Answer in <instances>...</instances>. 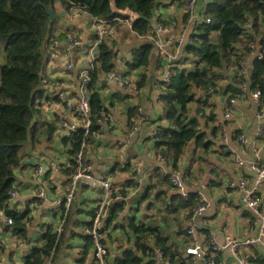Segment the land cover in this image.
Wrapping results in <instances>:
<instances>
[{
	"label": "trees",
	"instance_id": "obj_1",
	"mask_svg": "<svg viewBox=\"0 0 264 264\" xmlns=\"http://www.w3.org/2000/svg\"><path fill=\"white\" fill-rule=\"evenodd\" d=\"M204 1L202 19L199 22L197 19L189 25L188 40L181 45L180 58L168 64L167 59L164 60L162 56L156 54L157 50L149 38L154 37L156 24L170 28L173 38L180 36L190 15L185 2L179 0H0V215L12 220V224L6 226V232L14 234L22 244L29 247L22 264H46L48 260L51 264H55L52 260L56 261L58 258L66 244V238L78 236L71 231V228L80 224L75 216L77 213H71L73 203L67 212L59 206L62 212L60 218L64 219L62 221L59 218L57 223V225L60 223L61 230L57 233V225L54 229L53 226H47L45 233L37 240L28 235V228L33 221L28 220V213L11 209V200L14 197L12 195L17 192L18 170L26 166V160L29 159L30 153L35 152V147L40 141L43 140L44 145H52L58 136L61 137L57 151L61 156H65L67 161L61 166L57 165L56 168L66 178L65 193H67L70 175L75 169L73 158L79 151L83 139V131L80 129L75 134L58 133L60 128L56 127V123L61 118V111L59 110L60 114H57L56 108L49 109L62 104V100L58 97L61 92L58 83L51 81L44 73L46 61H50L49 55L54 51L52 43L56 41L61 43V40L67 43L69 39L75 37L66 36V31L57 36L54 34L55 25L59 20L58 13L66 14L70 9H79L87 13L85 17L88 19L101 18L107 21L118 17L125 19L117 13L125 10L136 16L131 28L124 23L111 24L114 32L117 33L121 25L126 26V31L120 38L121 42L117 44L116 38L106 37L107 40L105 38L97 46L96 61L85 74L88 79L85 86L90 111L89 134L85 143L89 145V142L100 134L104 128L102 122L105 121L107 125L110 122L114 98L117 100L124 98L122 94L119 96L115 94L108 99L103 96V91L107 89L105 83H110L107 80L109 76L116 75L120 80L125 81L133 78L128 75L137 71V77L130 80L134 81L133 93H138L149 83L152 68L162 70L169 66L168 82H162L161 79L156 81L161 91L159 100L166 124L156 127V134L153 137L154 148L159 158L173 170L181 172L184 185L191 183L187 179L192 178L199 164H208L206 156L214 146L212 140L216 139L219 132L221 134L219 128L222 126L219 127L220 125L214 123L217 122L215 115L217 104L213 102V98L223 100L221 106L223 116L231 111L230 100H240L253 92L260 93L259 104H261L257 109L264 105V54L259 52V57L256 58L252 55L253 49L250 47L255 46L257 42L260 50L264 46V31H262L264 0H197L195 7ZM176 4L180 8H185L180 16L176 13L161 12ZM182 4L184 7H181ZM47 10L55 13L54 20L49 18ZM126 37L135 40L136 46L129 53L131 60L125 61L122 76L114 69L117 54L122 52L120 46ZM95 38L96 33H94ZM177 45L175 43V47ZM247 61L250 62L249 67ZM184 62L189 63L192 68L182 67ZM66 66L71 65L68 63ZM164 73L165 69L162 75ZM43 89L49 94L44 98L43 104L36 105L35 100L42 96ZM76 97L77 94H74L72 98ZM192 105L195 107L192 108ZM40 106L41 110L44 106L46 108V111L42 110V115ZM62 108L64 109L65 105ZM44 113L51 114L49 121L47 118L44 120L46 117ZM137 117L136 107L128 109L126 125L129 130L134 127V118ZM203 122L207 128L211 126L209 129L211 139L208 141H204L206 135L201 131ZM233 135H229L231 141L237 136L236 132ZM189 143L194 144L191 164L189 170L183 171L179 162L184 158ZM35 158L39 161L41 155L38 154ZM33 167L35 172L36 166ZM210 170V174L215 171L213 167ZM224 176L227 174L224 173ZM170 179L171 173L155 172L151 175L150 185L145 188L142 199L145 201L154 197V202H150L149 206L156 207L157 212L151 216L148 223L130 220L124 225L122 221H118L119 212L123 210L122 201L114 202L107 220L104 216L103 244L106 243V223L107 226L111 225L113 230L119 229L124 232L125 240L133 246L132 250H124L123 258L116 259L114 264H154L155 250H158L161 259L168 264H199L194 262V258L187 254L186 250L193 244L187 231L194 226L193 213L200 197L193 191L187 195L184 192L179 193ZM131 182L129 181V184H132ZM221 182L222 173L215 171L211 183H216L214 186H218ZM81 188L91 189L84 184ZM170 191L173 192L171 195H169ZM112 193V197L118 196L120 199L126 195L124 189L118 194L117 191ZM38 200L41 199L37 196L36 206L40 203ZM93 218L94 211L89 222H81V228H92ZM0 225H2L1 221ZM195 231L203 236V243L207 245V239L210 237L208 230L195 228ZM171 236L178 238L181 244L170 242ZM90 247L91 243L86 241L83 251L88 252ZM205 248L207 257L217 259V256L211 253L209 246ZM240 256L247 264H264V253L255 247L248 248V251H243Z\"/></svg>",
	"mask_w": 264,
	"mask_h": 264
},
{
	"label": "crops",
	"instance_id": "obj_2",
	"mask_svg": "<svg viewBox=\"0 0 264 264\" xmlns=\"http://www.w3.org/2000/svg\"><path fill=\"white\" fill-rule=\"evenodd\" d=\"M199 5L198 3L194 9V13L198 18L200 17L199 10L201 7ZM184 10L185 8H180L178 5H171L161 10V12L165 14L176 13L180 16ZM58 17L59 20L55 25L54 34L57 36V34L66 31V36L74 35L81 41L82 45L81 47L68 48L65 42H63L64 40H61L60 48L55 51L58 58L46 61L44 69L45 76H48L51 81H55L56 84L58 83V88L61 90L59 94H61L63 101H65L76 94L78 85L77 74L84 65L83 58L79 56V53L84 45L94 39V33L91 36L87 28L91 22L85 16L80 17V19L69 20L64 13L59 12ZM135 46V40L130 43L123 40L120 46V49H122V62L131 60L129 53ZM171 54L174 55V58H180L182 46L172 50ZM174 60L176 59H172V62ZM68 63L71 65L70 69L66 67ZM247 66H250L249 61ZM124 68L125 66L121 71L122 74ZM164 69L166 70L167 67H164L162 70H154L152 68L149 83L138 93L125 92L114 83H105L107 84V89L102 94L107 99L114 97L115 94L118 96L122 94L124 98L120 100L114 98V107L110 111V122L102 128L98 136L93 138V141L89 142L85 153L87 163L91 166L92 172L96 177H103L113 187L119 189L117 190V194L121 189H124L126 192L125 197L121 199L114 197L108 202L104 212L106 220L111 206H114V202L122 201L123 210L119 212L120 217L118 221H122L124 225L130 220L148 223L150 218H152L151 216L157 212L156 207L153 206L150 208L149 206L151 204L150 202H154V197L145 201L142 199L145 188L150 185V177L155 172L165 174L173 171L170 165L155 154V141L151 135L157 126L166 124L162 105L159 100L161 91L156 83L157 80L161 79ZM137 74V71H134L128 77L136 78ZM233 101L234 104L230 105V110L233 112L234 118L231 121H225L221 111L223 100L213 98V102L217 104L215 109L217 122L214 123L220 125L219 127H225L228 136L236 132L237 136L232 138L233 141L229 140L231 147L244 160H257V163L263 167L264 139L256 138L255 131L259 124L256 113L264 109V105H261L258 110V105H253L250 95ZM62 107L58 109L56 107L57 114H60ZM131 107L137 108L138 117L134 118V127L129 130L126 125V114ZM194 107L195 105H192V108ZM43 109L46 111L45 106ZM63 111H65V108ZM44 115L46 116L44 120L47 118V121H49L51 114L44 113ZM47 115L49 116L47 117ZM261 122L264 124V119ZM210 127L207 128L205 122L202 123L201 131L206 135L204 141L211 139L209 134ZM240 135H244L247 142L243 144L237 141V137ZM60 138H56L55 143L52 145L43 144L41 151L38 153L41 155L40 161L46 168L43 180H48L51 184V188L45 190L44 197H38L41 199L38 200L40 202L37 203L38 206L35 205L37 198L36 185L41 181L42 175L40 177L34 175L33 166H35L37 158L32 154H35V152L30 153L29 159L25 162L26 166L18 170L17 192L11 200V205L14 207L13 209L19 212L23 211L28 213V220H33L28 228L29 231L39 230L43 226L46 231L45 225L50 224V219L52 218L54 223H58L61 216L62 212L60 211V207H58L57 201L65 193L67 185L66 178L57 171L56 167L57 165L61 166L65 164L67 158L61 156L57 151V144ZM219 138L220 132L217 134L216 139H214L215 141L212 140L214 146H212L210 154L206 156L208 158V164H199L198 170L194 172L192 178L190 180L187 179L191 183H184L183 192L185 195L190 191L196 192L208 204L209 209L204 215L194 217V226L197 230H208L210 237H214L217 243H222L226 236L240 239L255 233L249 224L251 212L242 206L239 193L227 189L228 176L230 178H244L247 181H252L254 179V173L247 165L241 169L236 167L232 163L230 155L225 151V147L220 144ZM193 148L194 144L191 143L184 158L179 162L180 169L183 171L189 170ZM211 167L220 174L222 173V182L218 186H214L216 183H211L215 176V171L211 174L209 172L211 171ZM224 173L227 176H224ZM134 178L138 182H134ZM129 181H132V184H129ZM81 185L78 187L76 199L73 202L74 207L71 210V213H77L75 216L80 222L79 225L71 228V231L78 236L71 237V239L66 238V244L59 253L55 264H70V260L67 257L68 252L72 251L75 256V263L71 264H92L91 247L88 252L85 253L83 251L86 241L89 243V238L84 234L86 227L81 228V222H89L91 220L92 213L100 197V191L92 188H81ZM90 190L96 192V194L94 195ZM172 193L170 191L169 195ZM258 197L260 210L264 214V182L258 193ZM60 219L64 221L63 217ZM0 221L2 223L0 225V264H22L23 258L29 252V247L22 244L14 234L12 235V233L6 232V226H4L6 218L3 215H0ZM54 228L55 226H53ZM56 228L58 233L61 230L60 223ZM105 229L107 263L114 264L116 259L123 258L124 250H132L133 246L127 243L125 240L126 236L121 230H113L112 226H107L106 223ZM195 232L197 240L203 243V236L197 231ZM170 242L181 244V241L174 236H171ZM255 248L261 253L264 250L261 244ZM243 251H248V249L241 248L239 254ZM220 256V260L228 257V251H222Z\"/></svg>",
	"mask_w": 264,
	"mask_h": 264
},
{
	"label": "built area",
	"instance_id": "obj_3",
	"mask_svg": "<svg viewBox=\"0 0 264 264\" xmlns=\"http://www.w3.org/2000/svg\"><path fill=\"white\" fill-rule=\"evenodd\" d=\"M181 2L186 3V7L190 10V15L187 20V25L184 26L183 33L178 36L177 38H173L171 34L170 28H165L161 25L156 24L154 27V37L149 38V40L153 43L154 47L157 48L163 56H166L168 63L174 55L171 54V51L180 47L181 45L185 44L188 40V32H189V25H192L198 17L194 13L195 4L197 0H179ZM70 12H75L79 15L87 16L85 11H81L79 9H70ZM120 15L124 16L125 19L122 18H113L112 21H107L101 18H91L90 25L94 29V33H96V38L92 41H89L86 45L83 46L81 49L79 56L86 57L88 61L84 62L83 67L80 69L79 73L77 74L78 77V85L76 98H69L63 101L61 94L58 97L62 100V104L56 106L57 108L62 107L65 105L64 109H61V118L56 123V127L60 128L58 133H71L75 134L78 129L83 130V139L80 145L79 151L73 158L75 169L72 171L70 175V183L68 192L63 194L60 199H58V207L62 206L63 210L67 212L71 206V204L75 201L77 190L79 185L84 184L87 187H90L96 191H100L99 200L96 203L94 209V218L92 221V228L85 229L84 234L89 238V242L91 243V258L92 264H108L107 263V249L105 244H103L105 235L102 233L104 229L103 219L105 216V209L108 205V202L111 200V193L112 190L117 191L109 184V181L104 180L103 177H96L91 169V166L87 163V158L85 154V147L86 143L85 140L89 134V127H90V111H89V104H88V94L86 92V84L88 82L87 74L88 68H92L96 61V49L97 46L103 41L104 37L108 36L106 33H111L113 35L114 30L113 24L114 22L124 23L127 24L128 27L131 28L133 21L136 19V16L132 14L130 11H123L117 12ZM127 18V19H126ZM208 21V20H207ZM175 39V40H174ZM175 43H177V47H175ZM68 48H75L81 47V41L77 38H71L67 43H65ZM60 46L59 42L52 43V47L54 51L50 53V60L55 59L57 56L56 49ZM67 69H70V66H66ZM169 66L165 70V73L162 75L161 80L162 82H168L170 77ZM244 70V69H243ZM107 80L110 83H116L118 87L126 92L132 93L134 89V81L127 79L125 81L120 80L118 76H109ZM243 86V85H242ZM244 87V86H243ZM213 90H210L212 92ZM251 101L255 103V105H259L260 102V93L253 92L250 94ZM234 104L233 100H230V105ZM56 107H51L56 108ZM234 118V114L232 111H228L224 114L223 119L225 121H231ZM256 118L259 121V124L256 127L255 137L256 138H263L264 139V124H262V120L264 119V109H261L256 113ZM106 122H102V126H106ZM135 130V128H134ZM221 134H220V144L225 147V151L230 155L233 163L241 169L245 165L249 167V169L254 173V179L252 181H247L244 178H229L227 181V187L231 191H237L240 195V202L242 206L250 211L251 219L249 224L251 228L254 229L255 233L250 236H246L240 239H234L231 237L226 236L224 242L217 243L214 237H209L207 239V245L211 253L217 256V259L212 257H207L206 248L208 247L204 243H201L197 240L195 227H191L187 233L193 240L192 246H189L186 250V253L192 255L194 258V262L199 264H247L244 259L240 256L239 252L240 249H248L250 247H256L259 244L263 246L264 249V214L260 210V201L258 197V193L262 188L264 182V166L261 167L257 160H244L240 154L234 150L230 145V139L227 133V129L225 127H221ZM156 131H153L151 135L154 137ZM60 137V136H58ZM237 141L240 143L247 142V139L244 135H240L237 137ZM35 172L34 175L37 177L43 176L46 168L44 167L43 163L39 161H35ZM138 171V169H136ZM41 176V177H42ZM134 182H138L137 179H133ZM174 188L179 192L183 193V182L181 180V172L178 170H173L171 172V179H170ZM37 188V196L39 198L44 197V192L47 188H51V184L48 180H41L36 185ZM15 194L12 195V197ZM119 198V197H116ZM209 206L208 204L200 198L199 204L196 205L193 213V217L200 216L203 213L208 211ZM11 219L6 218L5 225H11ZM205 246V247H204ZM227 250L228 257L221 259V252ZM264 253V250L263 252ZM230 261V262H229ZM154 264H168L166 261L161 259V256L158 250H155V256L153 257Z\"/></svg>",
	"mask_w": 264,
	"mask_h": 264
},
{
	"label": "rangeland",
	"instance_id": "obj_4",
	"mask_svg": "<svg viewBox=\"0 0 264 264\" xmlns=\"http://www.w3.org/2000/svg\"><path fill=\"white\" fill-rule=\"evenodd\" d=\"M177 5V4H176ZM201 6V7H200ZM204 6H205V1L204 2H202V3H200V5H199V7H200V10H199V12H200V17L198 18L199 20L197 21V22H199V21H201V19H202V11H203V8H204ZM181 7H184V5L182 4V6ZM185 11V10H184ZM68 18H69V20H76V19H80V17H84L85 15H79V14H76L75 12H70V10H69V12H67L66 14H65ZM126 26H128L127 24H125ZM125 25H121L120 26V28H119V33H117V31H115L114 32V34L113 35H111V33H106V34H108V36H106V37H112V38H116V41H117V44H119V42H120V38L122 37V34L123 33H125V28H126V26ZM87 28H88V30L90 31V33H91V36L93 35V33H94V29L91 27V25H88L87 26ZM129 28V27H128ZM262 31H264L263 29H262ZM106 37H104V39L106 38ZM103 39V40H104ZM91 40V39H90ZM106 40H107V38H106ZM110 40V39H109ZM124 41H126L127 43H130V42H132L133 40H132V38L131 37H126L125 39H124ZM250 47H252V49H253V52H252V55L254 56V57H259V52H261V53H263L264 54V46H262V50H260L259 48H260V46H259V42H257L256 43V45L255 46H253V45H251ZM156 50H157V53L156 54H159V56H162V58H166V56H163L164 54L163 53H161L157 48H156ZM180 57V56H179ZM58 58V56H56L55 57V59H57ZM83 58V61L84 62H86V61H88L87 60V58L86 57H82ZM122 57H121V52H118V54H117V57H116V61H115V69H114V71L117 73V74H121V71H122V69H123V67H124V65H125V62H122ZM172 59H176L177 60V58H172ZM53 60V59H52ZM176 60H174V61H176ZM170 63H172V60H170V62L168 63V64H170ZM248 63V61L246 62V64ZM182 67H186V69L188 68V69H191L192 67L190 66V64L189 63H187V62H184L182 65H181ZM42 92V96L41 97H37L36 98V100H35V104L36 105H39L40 103H42L43 104V100H44V98H46L47 96H48V94H49V92L46 90V89H43V90H41ZM103 96L105 97V95L103 94ZM252 103H253V105L255 106V103L253 102V100H252ZM42 110H43V107H42ZM42 110H41V106H40V114L42 115ZM79 130V129H78ZM80 130H82V129H80ZM83 131V130H82ZM43 146V140L42 141H40L39 142V144L36 146V151H35V154H34V156H36V155H38V153H39V151H41V147ZM189 146H190V143L188 144V146H187V149L189 148ZM86 147H87V145H86ZM85 147V150H87V148ZM186 149V150H187ZM86 154V153H85ZM232 163H233V161H232ZM234 164V163H233ZM230 178V176H228V178L227 179H229ZM105 180V179H104ZM228 181V180H227ZM109 184L111 185V183L109 182ZM91 191V190H90ZM91 192H93L94 193V195L96 194V192H94V191H91ZM112 192H116V191H114V190H112ZM113 194V193H112ZM112 194H111V197H112ZM37 196V195H36ZM114 197H112V199H113ZM14 207H12V205H11V209H13ZM139 220H141V219H139ZM56 224L57 223H54L53 221H52V218L50 219V224H48V225H45V227H47V226H51V225H53V226H56ZM44 227V226H43ZM41 228V229H39V230H36V231H29V234L28 235H30V237L31 238H33V239H39V237H41L44 233H45V229L44 228ZM106 246V245H105ZM107 249V248H106ZM74 254H73V251L72 252H68V257H67V259L68 260H70V264L71 263H75L74 262ZM52 262H55V260L53 259L52 260ZM46 264H51V262H50V260H48V262L46 263Z\"/></svg>",
	"mask_w": 264,
	"mask_h": 264
},
{
	"label": "water",
	"instance_id": "obj_5",
	"mask_svg": "<svg viewBox=\"0 0 264 264\" xmlns=\"http://www.w3.org/2000/svg\"><path fill=\"white\" fill-rule=\"evenodd\" d=\"M47 14L51 20L55 19V13L52 10H47Z\"/></svg>",
	"mask_w": 264,
	"mask_h": 264
},
{
	"label": "bare ground",
	"instance_id": "obj_6",
	"mask_svg": "<svg viewBox=\"0 0 264 264\" xmlns=\"http://www.w3.org/2000/svg\"><path fill=\"white\" fill-rule=\"evenodd\" d=\"M23 212V211H22Z\"/></svg>",
	"mask_w": 264,
	"mask_h": 264
}]
</instances>
